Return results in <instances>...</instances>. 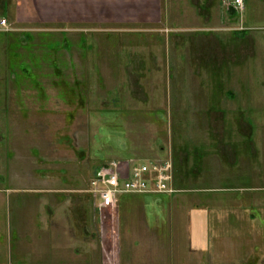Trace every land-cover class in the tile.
Listing matches in <instances>:
<instances>
[{
    "label": "rangeland",
    "instance_id": "1",
    "mask_svg": "<svg viewBox=\"0 0 264 264\" xmlns=\"http://www.w3.org/2000/svg\"><path fill=\"white\" fill-rule=\"evenodd\" d=\"M6 1L9 11L0 14V19H6L11 30L0 33V84L14 90L0 89V100H9L17 87L35 89L33 84L41 83L46 90H29V97L42 94L58 102L63 95L70 103L79 95L94 116L87 122L85 115L74 113V107H66V111L72 110L70 117L67 113L68 117L55 116L49 123L31 124L36 145L24 157L32 158L30 163H10L5 130L0 133L3 263L64 264V254L71 260V251L48 243L56 241L51 238L53 229L47 226L56 219L36 217L46 206L33 192L60 196L66 209L73 204V211L98 210L99 201L90 192V183L96 171L113 160L143 163L173 158L176 178L184 175L187 167L201 168L202 151L209 152V169L196 188H224L227 192L204 193L199 203L216 212L223 201L227 216H233L234 175L222 173L213 152L221 159L220 147L230 149L234 141L212 135L207 139V124L197 111L205 110L208 98L214 108L226 93L232 110L245 98L251 103L264 98V75L261 69L255 73L250 64L240 66L234 60H203L202 48H211L209 41L220 37L224 42L253 37L261 45L264 0H245L242 13L229 5L230 0H93V4L89 0H57L51 6L42 3L41 14L35 7L20 11L19 21L14 1ZM20 38L27 42L25 46L17 43ZM194 42L200 46L194 50L193 66L189 52ZM21 65L30 67L32 73L22 72ZM239 112L232 117L234 124L228 123L237 130L248 119ZM217 127L214 131L219 135L223 125ZM196 174L192 171L190 178ZM51 189L60 192L49 193ZM33 227L38 228L31 232ZM103 228L100 225L99 238ZM109 234L115 241L113 231ZM21 249L26 253L21 254Z\"/></svg>",
    "mask_w": 264,
    "mask_h": 264
},
{
    "label": "crops",
    "instance_id": "2",
    "mask_svg": "<svg viewBox=\"0 0 264 264\" xmlns=\"http://www.w3.org/2000/svg\"><path fill=\"white\" fill-rule=\"evenodd\" d=\"M13 1L16 5L18 21L21 17L20 11L27 10L28 12L35 7L41 14L46 5L51 6L57 2V0ZM89 1L93 4V0ZM8 11V2L0 0V14L3 16V14H8ZM41 19L45 21L42 16ZM22 40L20 38L17 43H24L25 46L27 42L24 40L22 42ZM202 41L205 43V40ZM213 41H209L212 43L211 48L203 46V60L213 59L218 62L234 60L236 65L237 62L240 66L250 64V69L252 68L255 73L261 69L264 75L263 40L261 45L258 40L247 36L244 39H234L228 42H224L221 37ZM233 41L236 42L235 46L232 45ZM195 43L192 46V52H189L193 66L196 64L194 50L200 46ZM20 68L25 74L31 72L30 67L21 65ZM10 74L15 73L11 71ZM194 74L197 75L196 69ZM33 86L40 91L46 90L41 83L33 84ZM7 87L3 83L0 84V89L4 92L14 90ZM200 87L206 90L201 84ZM17 89L10 94L9 100L8 98L0 100V133L5 130L10 163H30L32 161V158L24 159L25 156H29L36 145L33 141L35 139L34 127L31 124L49 123L55 116L68 117L67 113L70 117L72 110L66 111V107H74V113L79 117L85 115L87 122L91 121L94 116L89 105L82 102L83 98L79 95L70 103L63 95L56 102L48 99V96L43 98L42 94L36 98L29 97L31 94L27 91L35 90L34 88L26 86L24 89L18 87ZM228 97L226 93V98L220 104L214 105V108H210L208 98L205 110L197 111V115L202 117L204 124H207V139H210L212 135L220 140L232 139L234 141L230 149L226 146L220 147L221 159L215 150L213 152L218 159L222 173L226 176L227 174L234 175L237 187L233 191L237 194H235L236 202H234L233 210H230L234 211L233 216H227V206L223 201L219 202L216 212H212L210 206L199 203L198 198L204 193L227 192L224 188L214 191L207 188H196L203 183L206 177L205 172L209 169L208 159H206L209 152L205 151H202L203 165L201 168L195 170L187 167L184 175L176 178L174 175L175 193L161 195L162 197L143 194L121 195L116 207L112 209L103 208L99 204L100 209L98 210L73 211L76 210L72 209L73 204L70 209H66L65 202L62 203L60 196L38 195L35 194L38 192H33L39 200L43 199L46 206V211L38 212L36 217L46 215L49 219H56L47 225L53 229L50 231L51 238H55L56 241L51 242L50 240L48 243H58L59 248L62 247L65 251L73 253L71 260H67L64 254V264H264V98L256 99L252 103L250 99L245 98L244 101L241 100L238 103L235 109L239 110L235 111L229 107L232 100ZM248 104L251 106L248 107L250 109L244 107ZM238 111H241L240 116L248 119L247 121L241 119L243 120L242 125H239L237 130L236 125L231 126V124H234L232 117ZM230 122L232 123L228 124ZM219 123L223 125V130L219 131L218 135V132L215 133L214 130L218 129ZM244 141L247 143L242 146ZM238 143L240 147L236 146ZM221 149L224 151L222 152ZM171 160L173 162V158ZM126 162L121 163L126 166L133 164ZM247 170L251 174L249 177H246ZM192 171L197 174L191 179ZM249 182H251L250 185H248ZM186 185L191 187L187 189ZM56 191V189H51L49 193H56ZM28 193L31 192L28 191ZM248 193L251 200L246 199L249 197ZM109 210L112 212L107 214ZM107 222L108 227L106 228ZM100 225L104 228L103 236L99 238ZM37 228H31V232ZM111 231L115 235V241L110 239ZM20 253L26 252L21 249ZM0 264H6V262L3 263L0 260ZM16 264L22 263L17 262Z\"/></svg>",
    "mask_w": 264,
    "mask_h": 264
},
{
    "label": "built area",
    "instance_id": "3",
    "mask_svg": "<svg viewBox=\"0 0 264 264\" xmlns=\"http://www.w3.org/2000/svg\"><path fill=\"white\" fill-rule=\"evenodd\" d=\"M229 5L239 13L245 11V0H230ZM6 19L0 20V32L10 31ZM174 165L171 159L162 162L133 163L129 166L113 160L102 165L95 173L90 192L103 208H114L121 195H170L176 192Z\"/></svg>",
    "mask_w": 264,
    "mask_h": 264
}]
</instances>
